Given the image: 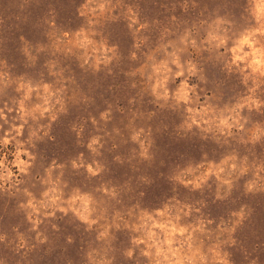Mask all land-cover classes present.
I'll return each mask as SVG.
<instances>
[{
	"label": "rangeland",
	"instance_id": "obj_1",
	"mask_svg": "<svg viewBox=\"0 0 264 264\" xmlns=\"http://www.w3.org/2000/svg\"><path fill=\"white\" fill-rule=\"evenodd\" d=\"M0 264H264V0H0Z\"/></svg>",
	"mask_w": 264,
	"mask_h": 264
}]
</instances>
